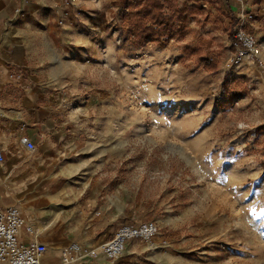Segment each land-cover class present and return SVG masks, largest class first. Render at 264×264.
Instances as JSON below:
<instances>
[{
  "label": "rangeland",
  "instance_id": "1",
  "mask_svg": "<svg viewBox=\"0 0 264 264\" xmlns=\"http://www.w3.org/2000/svg\"><path fill=\"white\" fill-rule=\"evenodd\" d=\"M95 1L105 55L85 63L99 60L103 85L81 84L69 106H87L83 132L71 138L83 161L96 162L89 169L98 165L99 203L119 206L117 228L156 222L153 245L167 241L158 251L190 263L264 264V0L230 1L263 68L248 58L231 65L234 29L223 0H162L181 22L166 46L140 47L129 34L138 18L127 16L143 0Z\"/></svg>",
  "mask_w": 264,
  "mask_h": 264
},
{
  "label": "crops",
  "instance_id": "2",
  "mask_svg": "<svg viewBox=\"0 0 264 264\" xmlns=\"http://www.w3.org/2000/svg\"><path fill=\"white\" fill-rule=\"evenodd\" d=\"M64 1H0V151L5 158L0 207L17 208L26 225L34 227L37 241L50 247L42 264H60L62 248L73 242L85 248L103 245L120 223L119 206L99 203L98 165L91 171L93 162L81 159L82 146L73 140L83 132L87 106H69L81 84L103 85L98 68L105 55L98 46L104 36L103 11L95 0H70L68 15L62 17L55 8ZM223 1L234 15L231 0ZM114 53L107 47L106 57ZM88 57L99 59L98 65L89 68ZM107 117L113 119V112ZM21 135L35 142L34 153L21 146ZM21 237L32 240L25 228ZM143 244L129 242L130 259L121 262L110 263L99 253L96 260L83 258L77 264H193Z\"/></svg>",
  "mask_w": 264,
  "mask_h": 264
},
{
  "label": "built area",
  "instance_id": "3",
  "mask_svg": "<svg viewBox=\"0 0 264 264\" xmlns=\"http://www.w3.org/2000/svg\"><path fill=\"white\" fill-rule=\"evenodd\" d=\"M1 1V0H0ZM72 5L70 0L58 4L55 8L57 14L62 17L68 15L67 8ZM21 11L15 12L16 17L21 15ZM63 24L62 20L59 22ZM244 27L240 24L234 28L233 47L235 54L231 59V65L240 66L248 58L258 68H263L261 59V48L256 38L244 32ZM4 111L0 104V118L3 117ZM25 125L21 126L24 131ZM20 144L28 152L34 153L37 146L27 135H21ZM5 160L3 153L0 151V163ZM26 221L21 212L15 207H0V264H42L48 249L45 245L37 241V234L33 226L26 225ZM23 228L26 234L32 238L30 241H24L21 237ZM159 235V227L154 221H145L137 225L120 226L113 237L108 240L98 250L97 248H85L79 243L73 242L61 250L60 264H77L83 258L96 260L99 253H103L106 260L114 263L121 259L126 252L129 242L141 240L152 250L157 248H167L168 242L162 241L160 246L153 245V241Z\"/></svg>",
  "mask_w": 264,
  "mask_h": 264
},
{
  "label": "trees",
  "instance_id": "4",
  "mask_svg": "<svg viewBox=\"0 0 264 264\" xmlns=\"http://www.w3.org/2000/svg\"><path fill=\"white\" fill-rule=\"evenodd\" d=\"M143 3L146 5L142 11L129 12L127 16L131 20L134 17L138 18V23L129 30L131 42L135 47L142 46L148 40L166 46L171 41L173 29L181 22L179 12L176 8H171L168 1L143 0ZM227 15L234 29L238 22L232 13L227 12Z\"/></svg>",
  "mask_w": 264,
  "mask_h": 264
}]
</instances>
